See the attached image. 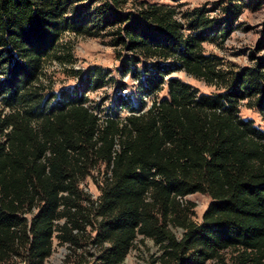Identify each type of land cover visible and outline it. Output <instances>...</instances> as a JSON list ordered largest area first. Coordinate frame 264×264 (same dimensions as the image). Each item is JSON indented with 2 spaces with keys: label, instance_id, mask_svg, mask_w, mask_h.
Listing matches in <instances>:
<instances>
[{
  "label": "trees",
  "instance_id": "obj_1",
  "mask_svg": "<svg viewBox=\"0 0 264 264\" xmlns=\"http://www.w3.org/2000/svg\"><path fill=\"white\" fill-rule=\"evenodd\" d=\"M128 1L0 0V264H44L56 232L79 246L95 218V264H123L138 237L164 250L152 264H227L228 250L231 264H264V128L239 109L249 101L264 120V59L227 78L203 47L228 38L240 8L222 23L196 11L186 37L175 8L126 12ZM66 34L110 38L122 75L145 97L166 85L169 98L121 125L85 107L87 92L109 79L101 69L48 93L40 79L47 62L69 61ZM176 71L221 91L167 79ZM100 164L101 198L84 201L79 181ZM194 194L212 200L199 225L185 202Z\"/></svg>",
  "mask_w": 264,
  "mask_h": 264
},
{
  "label": "rangeland",
  "instance_id": "obj_2",
  "mask_svg": "<svg viewBox=\"0 0 264 264\" xmlns=\"http://www.w3.org/2000/svg\"><path fill=\"white\" fill-rule=\"evenodd\" d=\"M142 4L166 5L175 8L177 21L185 26L186 37L194 36L186 27L196 11H207L206 16L209 20L222 23L229 11H233L234 6H238L241 13L235 22L234 30L224 41L205 42L204 54L217 58V69L226 74L227 78L232 72L238 73L255 65L257 60L264 59V0H182L178 3L169 0H129L124 9L126 12H136L140 10ZM110 42V38L104 36L88 38L72 34L64 35L60 43L69 46V55H71L68 56L69 61L66 65L55 60L47 62L42 84L48 93L59 94L63 90L73 89L79 85L90 71L101 69L107 72L110 76L106 84L87 92L85 106L101 118V123L104 124L108 119H113L122 125L133 113L138 116L148 111L155 100L161 102L168 99V87L164 85L152 98L143 96L138 89V83L130 75L123 76L120 72V50L113 47ZM171 77L189 84L201 94L209 95L221 91L218 84L208 85L204 80H198L184 71H176L167 79ZM121 97L125 99L124 105L127 108L122 106ZM249 104V101L241 102L240 116L244 120L254 121L255 126L264 128L263 116ZM107 170L106 165L100 164L93 168L86 178L80 179L79 191L84 201L85 199L95 202L100 200ZM185 202L195 205L190 217L196 224H202L203 216L212 202L211 198L204 194H194L186 197ZM38 212L36 210L34 215ZM28 218L32 219L33 215ZM66 222L67 219L62 218L56 224L61 226ZM93 223L96 227V218ZM95 227L87 226L86 233L78 239L79 246L71 242L62 244L59 233L56 232L53 238V254L44 264H95L100 254V249L95 244H91L97 235L96 231H92ZM174 233L178 239H182L184 235L181 229L174 230ZM88 237L92 239L88 240ZM163 253L164 250L152 239L144 240L143 237H138L135 247L123 264H152ZM236 255L233 250H228L224 251L221 257L225 263L231 264Z\"/></svg>",
  "mask_w": 264,
  "mask_h": 264
},
{
  "label": "built area",
  "instance_id": "obj_3",
  "mask_svg": "<svg viewBox=\"0 0 264 264\" xmlns=\"http://www.w3.org/2000/svg\"><path fill=\"white\" fill-rule=\"evenodd\" d=\"M40 80H41V82L43 83V79H42V77H41V79H40ZM85 107H86V106H85Z\"/></svg>",
  "mask_w": 264,
  "mask_h": 264
}]
</instances>
